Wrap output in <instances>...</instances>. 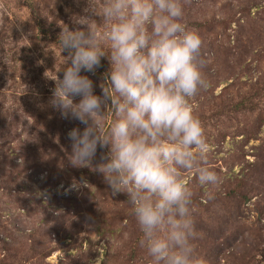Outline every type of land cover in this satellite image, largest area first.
<instances>
[{"label": "rangeland", "instance_id": "obj_1", "mask_svg": "<svg viewBox=\"0 0 264 264\" xmlns=\"http://www.w3.org/2000/svg\"><path fill=\"white\" fill-rule=\"evenodd\" d=\"M199 1L203 3L201 6L203 15L206 22L210 24V27L205 29L208 34L203 41L201 53L205 64L203 71L207 81L212 80L209 84L213 91L211 92L208 86L206 90L200 91L191 98L189 104L195 111L194 116L200 120L210 146L207 166L220 177L219 184L205 186V198L203 197L205 202L208 201L209 193L218 190L221 186L232 188L231 181L228 179L231 174L241 179L242 172L249 171L250 181L247 180V182L257 185L259 174L255 177L252 173L255 168L252 166L254 161L257 160L261 171H264V157L253 155V148L256 147L258 150V145L264 140V125L261 126L258 134L259 139H251L243 146L240 144L242 135H231L237 126L247 130L252 128L258 108H264V0H190L184 5L183 22L191 31H194L192 26L195 19L190 18V15L195 11V7H191L190 3L197 5L196 2ZM97 5L102 7V0H97ZM85 7H87V0H0V213H2L1 209L14 205L12 198L1 195L3 189L8 192L13 185L8 179L17 182V188L20 193H23L35 188L36 184L40 185L44 177V172H35L42 166L41 164L35 170L32 169L35 173H31L33 176L31 180L26 179L23 171L20 176L10 178L9 171L13 170L10 161L13 160V163L21 170L28 165L36 164L41 159L43 162L51 161L53 168L59 171H64L68 166L72 167L68 161L71 153L68 133L74 127L82 130L84 125L76 120L61 118L59 112L46 105L55 88L54 79L62 76L59 69L64 65L68 55L67 51H62V48L53 42V38L59 36L62 28L68 26L70 29H75L76 26L73 25L71 18L74 15L84 14ZM95 19H97L98 31L102 33L105 31L104 24L98 17ZM37 21L41 28L37 27L35 23ZM222 22L230 23L225 27ZM236 22H253L257 26L253 27L251 35H248L249 32L243 33L244 36L237 43L238 49L233 56L228 49L235 43L234 30L238 26ZM218 44L221 49L217 47ZM241 46L245 49L243 50ZM105 51H109L107 46ZM102 60L107 62L105 68L110 71L109 60L106 57ZM227 61H229L228 64L236 63L238 66L233 67L232 71L230 67H227ZM82 74L92 79L95 85L94 91L99 95L100 85H103V82L97 73L82 72ZM258 75L260 76L259 88L262 89L258 93L246 94L249 99L246 104L253 107L254 111L231 112L229 105L239 101L240 96L251 83L255 82ZM216 81H219V85L218 83L215 85ZM230 82L233 83L232 86L222 97L215 96ZM108 87H110L109 80ZM78 100L79 97L75 102ZM114 118V110L108 107L104 117L105 129L110 127ZM223 133L228 134L224 139L221 138ZM105 150L107 149H98L94 158L96 161L93 160L87 167L95 170L96 165L101 162L102 151ZM5 152L10 156L4 157ZM49 155L51 159L48 158ZM74 168H77L74 171L78 172L76 179L69 180L67 185L60 181L57 185L50 186L49 191H60L62 194L67 193L72 196L73 193L78 195L83 193V189L86 188V194L92 195L104 190L102 187H106V191L101 192L97 197L98 214L93 215L96 218L113 216V226H116L119 231L124 229L125 232L136 231L137 235L141 233L134 216V206L130 204L125 193L113 196L108 185L103 184L102 174L99 175V182L92 187L88 186L85 181L89 177L82 170L86 167ZM63 176L64 174L55 179L60 180ZM182 177L186 182L193 177L194 184L199 183L195 173L182 171ZM73 184L78 187L73 188ZM260 188L259 195H253L245 203L228 205L224 211V215L233 218L234 223L247 226L237 231L236 238L232 239V232L225 228L222 236L218 233L213 235L216 238L214 243L207 242L203 245L202 233L193 241L197 257L196 264H264V216H258L257 212L264 208V185ZM105 195H108L107 199L103 197ZM203 208L207 209L205 212L212 209L208 206ZM42 215L43 212L40 216ZM31 219L34 217L28 220L27 226L31 224L29 223ZM203 219L208 224L216 225L215 220ZM98 228L99 223H95L85 229V232L67 238L63 245L55 243L57 250L46 258V262L49 264H101L110 250L109 256H114L109 261L115 260L116 254L119 253L121 264L126 262L154 264L153 258L144 247H141L139 258L133 260V263L128 262V251L125 248L119 249L117 238L108 237L106 240L99 238ZM258 231L263 234L259 243L244 244L242 242L243 234L252 241L254 233ZM80 237H82L81 249L77 247ZM142 238L143 234L140 240ZM107 241L111 243L109 246ZM88 248L90 249L87 250ZM17 254L15 264H27L21 258L22 252Z\"/></svg>", "mask_w": 264, "mask_h": 264}, {"label": "clouds", "instance_id": "obj_2", "mask_svg": "<svg viewBox=\"0 0 264 264\" xmlns=\"http://www.w3.org/2000/svg\"><path fill=\"white\" fill-rule=\"evenodd\" d=\"M189 2L102 0L98 7L97 0H87L84 14L71 18L75 29L67 26L59 34L68 55L46 105L84 125L68 133L72 167H87L98 149L108 150L95 171L113 196L125 193L134 206L143 234L140 246L154 264L197 262L193 241L200 233L192 216L193 192L182 171L195 173L201 186L220 183L207 166L210 146L189 104L209 86L203 41L183 22ZM96 17L104 24L102 33ZM105 57L110 87L101 84L97 95L82 72L95 74ZM109 106L115 118L105 129ZM208 199L214 196L209 193Z\"/></svg>", "mask_w": 264, "mask_h": 264}, {"label": "trees", "instance_id": "obj_3", "mask_svg": "<svg viewBox=\"0 0 264 264\" xmlns=\"http://www.w3.org/2000/svg\"><path fill=\"white\" fill-rule=\"evenodd\" d=\"M190 4L192 5L191 7H195V11L190 15V18L193 17L195 19L192 29L196 31L201 37L202 41H204V39L207 38L208 34V32H205V29L210 27V24L206 22V18L203 15V11L201 9L203 3L199 1L196 2L197 5H194V3ZM38 22L39 21L35 23L37 27L41 28ZM229 23L230 22H222L224 26H227ZM236 23H238V26L236 30H234L235 43H233V46H230V48L228 49V51L233 56L236 54L238 49L237 43L240 42L241 38L244 36L243 33L249 32L248 35H251V30L254 26H257L254 25L253 22ZM44 36H47V34H44ZM53 42L61 47L59 36H54ZM217 47L221 49V46L219 44L217 45ZM241 47L243 50L245 49V47ZM103 60L101 61V67H99L95 73H97V75L100 77L103 85L105 87H108V71L105 68L107 62ZM228 63L229 61L226 62L227 67H230L231 70L233 67L238 66V64L236 63ZM259 80L260 76L258 75V77L255 79V82L251 83V85H249V88H247L246 91L243 92L244 94L240 96L239 101L229 105V107H231V112L243 113L242 111L244 110L251 112L254 111L253 107H249L246 104L247 100H249L247 95L250 92L258 93L260 89H262L259 88ZM210 81L212 80H208V85L210 91L212 92L213 89L209 84ZM217 83L219 85V81H216L215 85ZM221 83L222 82H220V84ZM232 84L233 83L230 82L223 86L218 95L215 96L222 97L227 92L229 87L232 86ZM258 109L259 111L256 114V119L254 120L252 128L247 130L246 128L237 126L236 130L231 133L232 136L242 135L243 139L240 141L241 146L249 142L251 139H259L258 134L261 130V126L264 125V108ZM193 114H195V111H193ZM226 135L228 134L223 133L221 135V138L224 139ZM257 148L258 150L256 149V147L253 148V155L257 157H264V140L258 145ZM106 152L107 150L102 151L103 154ZM8 156L10 155L6 154L5 152L4 157ZM48 158L51 159V155H49ZM95 161L96 160H94V162ZM256 161H254L252 165L255 166V168L252 170V173L255 177L259 174V176H257V185L249 184L247 182V180L250 181L249 171L242 172L241 179H237L238 177L236 175L231 174L228 176V179L231 181L232 188L221 186L220 188H218V190L211 193L214 196V199H208V201L205 202H203V197L205 198L206 193L205 186H201L199 183L194 184L195 181L193 177H191L187 181L188 187L193 192V204L191 206L192 216L196 223V229L198 233H202L201 236L204 237V239L201 240L203 245H206L207 242L214 243V240L216 238L213 235L218 233L222 236L223 230L225 228H228L232 232L231 236H233L232 239H234L237 236V231L247 227L240 223H234L233 218H230L228 216L226 217L224 215V211L228 205H234V203H245L246 201H249L253 195H259L261 191L260 186L264 185V171H261V166L258 165ZM9 163H12L13 165V170L9 171L10 178L11 176H20L22 171L25 172L24 176L26 177V179L28 178L29 180L33 178L31 173L34 174L35 172H44V177L41 180L40 185L36 184L35 188L29 191L27 190L23 193H20V190L17 188V182L8 179V181L13 185L8 189V192H6V190L4 191L3 189L1 195L12 198L14 205L11 204L10 207L7 206V208L1 209L2 213H0V264H15V259L18 255V252H22L21 258L24 259L27 264H49L48 262H46V258L49 257L55 250H57V246H55V243H58L61 246L65 243V240L67 238L74 237L79 233L85 232V229H88L95 223H99V238H103L104 240H106L108 237L117 238V242L120 246L119 249L125 248V250L128 251V262L133 263V260L141 256L140 237L142 235V232L137 235L136 231L125 232L124 229L119 231L116 226H113V216H103L102 218H96L95 215H93L94 213L98 214L97 197L101 192L106 191V187H102L104 188V190L98 191L92 195L86 194V188L83 189V193L79 195L73 193L72 196L68 195L67 193L62 194L60 191L50 192V186H55L60 181H63L64 184L67 185L69 180L72 181L76 179L78 172L74 170H77V168L68 166L64 169V171H59L57 170V168H53V165H51V161L43 162L42 159L34 165H28V167L24 168V170L19 169V167L13 163V160ZM41 164L42 166L37 171H32V169L35 170L37 166ZM28 170H30V172H27ZM82 170L89 177L87 181H85V184L92 187L94 184L99 182L98 178L100 173L88 167L83 168ZM62 174H64V176L60 180L55 179V177ZM91 179H93L94 181H90ZM5 183H7V181H5ZM103 184H105V182ZM44 190L47 191L44 192ZM108 195H105L103 197L107 199ZM205 206L212 208L211 210L208 209L209 213L205 212L207 211L206 208H203ZM41 212H43L42 216H40ZM257 212L258 216H264V208L257 210ZM35 216L38 217L35 218ZM31 217H34V219H31V221L29 222L31 224L27 226L26 224ZM203 218L215 220L216 225L214 226L212 224H208ZM45 219L47 221H51L45 222ZM234 233L235 235H233ZM262 235V232L258 231L254 233L252 241L249 240L248 237L245 236V234H243L241 238L244 244L246 242L249 244H253V242L259 243L261 241ZM81 242L82 237H80V243L77 246L80 249L82 246ZM110 244L111 243L107 241V245L109 246ZM89 249L90 248H88L87 250ZM109 254L110 250L108 253H106V256L103 258L101 264H121L119 253L116 254L115 260L113 261L109 260L114 255L109 256ZM228 256L229 254L227 255V257ZM126 264L128 263L126 262Z\"/></svg>", "mask_w": 264, "mask_h": 264}]
</instances>
